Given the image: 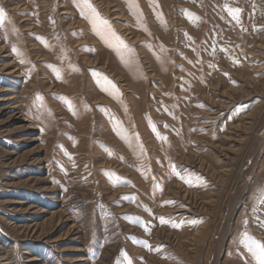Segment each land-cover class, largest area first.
Segmentation results:
<instances>
[{
	"label": "rangeland",
	"instance_id": "rangeland-1",
	"mask_svg": "<svg viewBox=\"0 0 264 264\" xmlns=\"http://www.w3.org/2000/svg\"><path fill=\"white\" fill-rule=\"evenodd\" d=\"M89 3L0 0V264H258L264 0Z\"/></svg>",
	"mask_w": 264,
	"mask_h": 264
},
{
	"label": "snow or ice",
	"instance_id": "snow-or-ice-1",
	"mask_svg": "<svg viewBox=\"0 0 264 264\" xmlns=\"http://www.w3.org/2000/svg\"><path fill=\"white\" fill-rule=\"evenodd\" d=\"M128 2H129V7L130 8H138V4L135 3V0H128ZM84 3L88 7L92 8L93 12H95V9L89 3V0H84ZM224 7L229 12V14L232 16V18L234 20H236L237 23H239V13H240L241 10L238 9V8H230V7H228L227 4H225ZM5 17H6V13H5L4 9L0 8V26L3 25ZM113 35H114V33H113ZM117 39H119V38L117 37ZM13 50L16 51L15 48ZM57 76L59 78L58 70H57ZM68 106L71 109L72 105H71L70 102H68ZM152 127H153V131H155V126L152 125ZM157 135H159V134L157 133ZM161 139H163V137H161ZM171 167L173 169V173L175 175H177L178 177H180V174H179V172L176 171L175 166L172 165ZM180 178L184 179L185 183H187L190 186H192L193 182H192L191 179H188V178H185V177H180ZM260 191L264 192V189H261ZM168 203H171V202H168ZM161 221L165 222L164 218H161ZM193 223H195V222H193ZM245 223H247V222L245 221ZM174 226H176V225H174ZM242 235H243L245 241H251V244L255 246L256 251L254 252V255L256 257V260L258 261V264H264V243H260L259 241L254 240L252 237L249 236L247 231H245ZM249 251H253V248L251 246L249 247ZM129 264H131V261H129Z\"/></svg>",
	"mask_w": 264,
	"mask_h": 264
}]
</instances>
